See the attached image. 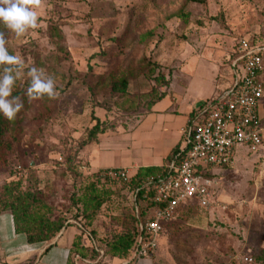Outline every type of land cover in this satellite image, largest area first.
I'll return each mask as SVG.
<instances>
[{
  "label": "rangeland",
  "instance_id": "374dc122",
  "mask_svg": "<svg viewBox=\"0 0 264 264\" xmlns=\"http://www.w3.org/2000/svg\"><path fill=\"white\" fill-rule=\"evenodd\" d=\"M37 11L39 27L21 37L0 23L10 54L23 61L13 95L27 91L28 72L36 67L54 78L59 98L27 99L30 105L7 132L12 151L0 150V188L20 177L24 186L42 188L52 216L68 218L64 238L84 224L104 250L115 235L132 230L124 217L135 196L129 182L108 184L114 195L93 223L74 218L71 196L88 182L79 165L87 160L83 142L92 115L105 121L110 136L90 147L89 159L106 166L125 161L121 153L132 146L124 147L139 137L130 129L151 110L154 94L166 95L161 105L190 106L197 113L209 108L231 85V57L240 52V41L264 42V0H44ZM151 62L159 65L154 74L148 73ZM159 71L167 83L154 79ZM123 76L129 78L127 96L111 88V80ZM257 110L264 128V96ZM213 172L219 183L211 205L195 202L166 225L152 255L155 264H241L240 253L264 254V135L259 148L240 149L232 165ZM89 237L83 244L90 246ZM88 248L90 264H122L107 253L98 259Z\"/></svg>",
  "mask_w": 264,
  "mask_h": 264
},
{
  "label": "built area",
  "instance_id": "2783aa9c",
  "mask_svg": "<svg viewBox=\"0 0 264 264\" xmlns=\"http://www.w3.org/2000/svg\"><path fill=\"white\" fill-rule=\"evenodd\" d=\"M239 49L241 54L232 62L235 76L231 85L190 128L185 146L166 170L148 176L142 185L143 200L157 207L139 238L136 260L152 255L165 224L179 209L195 202L204 208L211 205L219 183L214 167L230 166L240 149L255 150L262 144L264 128L257 108L264 96V42L252 44L242 39ZM79 171L94 174L106 184L128 182L138 173L129 167L94 170L86 163L79 165ZM236 258L241 264H258L250 253H240Z\"/></svg>",
  "mask_w": 264,
  "mask_h": 264
},
{
  "label": "trees",
  "instance_id": "16d2710c",
  "mask_svg": "<svg viewBox=\"0 0 264 264\" xmlns=\"http://www.w3.org/2000/svg\"><path fill=\"white\" fill-rule=\"evenodd\" d=\"M160 1V0H153ZM188 2H204L205 0H187ZM183 17L187 18V14L183 13ZM154 32L150 31L143 35V39L149 38ZM7 40L6 47L8 48V35L4 33ZM255 40L252 44H255ZM9 50V48H8ZM9 52H11L9 50ZM159 65L156 62H151L148 66V73L154 74L157 72ZM2 72V69H0ZM154 79L157 82L167 83L165 74L163 71H159L157 75H154ZM30 86V82L27 86ZM129 78L123 76L119 79L111 80V88L113 92L119 93L122 96L128 95ZM24 106H29L28 98L25 93H21ZM166 95L164 93L154 94L152 100H150L151 108L158 101L162 100ZM128 103L125 100L124 103ZM22 112V110H21ZM20 112V113H21ZM19 113V114H20ZM18 114V115H19ZM18 117V116H17ZM18 121L7 120L3 114H0V150L12 151V144L7 140V132L11 124ZM92 126L87 130V139L83 142L88 145L97 141L100 134L105 133L109 129L104 128L105 121L102 120L96 114L92 115ZM178 150L169 156V160L175 157ZM83 162H80L82 164ZM162 168L156 166L140 167L136 176H133L130 181V185L133 188L135 196V203L132 209L125 213L124 221L132 226L130 232H122L115 235L111 240L106 243V249L103 250L95 241L92 231H88L86 225L80 224L82 229L81 234H77L74 238L71 254L72 256L81 255L87 258L89 248L83 244V235H89L96 243V247H90L91 252L98 254V259L103 257L105 253L109 254L113 258L119 259L122 264H134L136 261L135 251L139 245V238L144 233V227L148 221L153 217V211L156 209V205L143 200L145 179L150 175H157L161 172ZM72 172L74 168H72ZM212 175V173H207ZM76 172V178H77ZM80 176H83L88 182L80 193H73L71 196L72 206L76 208L77 213L74 218L81 217L85 220V224H92L95 216L98 214L102 205L108 201L113 195L114 190L105 182L99 181L95 178L94 174L84 173L80 171ZM140 190L137 192V189ZM193 203L187 204L184 209H179L178 213L187 214L191 210ZM9 211L13 215L14 227L17 233H24L27 236L29 243L34 244L38 242H49L50 246L54 244V239L62 231L67 229L68 218L64 216H52L51 205L46 201L43 196V189L38 186H24V180L22 177L18 180H11L3 183L0 188V214ZM78 220H76L77 222ZM166 228V225L164 229ZM164 231V230H163ZM162 231V232H163ZM49 248V247H48ZM47 248V249H48ZM258 264H264V254L255 256ZM35 260H31L24 264H34ZM67 264H76L74 258L71 257Z\"/></svg>",
  "mask_w": 264,
  "mask_h": 264
},
{
  "label": "crops",
  "instance_id": "0c3cea01",
  "mask_svg": "<svg viewBox=\"0 0 264 264\" xmlns=\"http://www.w3.org/2000/svg\"><path fill=\"white\" fill-rule=\"evenodd\" d=\"M240 54L241 52H237L232 55L231 64L238 58ZM162 100L154 104L151 110L144 114L131 127L130 131H137V133L139 132L138 140L136 137L131 138L129 136H125L127 139L126 142H129L128 138H131L134 142V145H126V147H124L128 148L132 146L131 150H126L125 153H121L124 155L125 161L106 166H95L90 161V147L95 144L99 145L103 137H109L110 134H108L107 131L100 134L97 141L86 145L83 154L87 160L83 163L90 165L94 170L100 168L129 167L131 172L134 173L138 172L140 167L148 166L162 168L161 172L166 170L167 165L174 158L173 157L169 160V156L175 152V149L179 151L185 146L190 128L210 109H212L213 104L209 108H204L200 113H197V111L190 106L181 108L176 103H167L165 105H161ZM127 131L129 130H121L120 132L123 134ZM121 138L122 137H120V139ZM142 138L143 140H141ZM181 215V213H178L176 217ZM169 222H167L165 225H167ZM67 230L68 228L61 232L52 246H50L49 242H38L31 244L28 242L26 234L17 233L15 231L12 213L9 211L1 213L0 264H24L31 261V259H34L36 256H38L36 264H67L71 257L74 258V256L71 254L74 238L77 233H82V230H78V232L73 231V234L71 233L69 236L64 238L66 236ZM86 236L88 235L84 234L83 239ZM90 239L93 241L92 243L90 242V246L86 244L84 245L87 247L95 246L97 249L95 241L92 238ZM152 255L149 257L140 258L136 260L134 264H155L154 260L152 259ZM82 260H84L85 263H83ZM74 261L76 264L93 263V261L89 258H84L78 254L75 256Z\"/></svg>",
  "mask_w": 264,
  "mask_h": 264
},
{
  "label": "clouds",
  "instance_id": "9594fccd",
  "mask_svg": "<svg viewBox=\"0 0 264 264\" xmlns=\"http://www.w3.org/2000/svg\"><path fill=\"white\" fill-rule=\"evenodd\" d=\"M43 2L44 0H0V23L9 32L21 37L30 29L34 30L39 27L37 10L43 7ZM6 44L4 33L0 32V69H2L0 72V114H3L9 121H15L24 108L21 97L13 95L23 61L20 57L10 54ZM28 76L30 86L26 91V96L29 102L44 97L50 100L59 98L54 78L47 76L43 70L32 67Z\"/></svg>",
  "mask_w": 264,
  "mask_h": 264
}]
</instances>
